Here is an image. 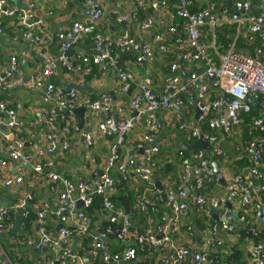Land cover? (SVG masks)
<instances>
[{
	"label": "built area",
	"instance_id": "obj_1",
	"mask_svg": "<svg viewBox=\"0 0 264 264\" xmlns=\"http://www.w3.org/2000/svg\"><path fill=\"white\" fill-rule=\"evenodd\" d=\"M63 7L67 6L66 0H60ZM176 1V16L184 20L182 29L170 27L166 34H156L152 42L143 43L134 41L129 31L130 26L137 21L140 10L149 6L155 13L160 9L167 8L170 2ZM132 6L128 16L118 19L124 24V31L118 38H105L96 32V25L101 21L104 13V6L100 0H83L81 9L84 19L82 21L73 20L70 14L64 16L68 25L58 26L55 32V40L58 43L59 55L56 60H52L45 53L40 57L44 61V66L25 80L13 79L17 72L16 59L12 57L7 69H3L0 75V93L16 86H24L27 89L40 91L41 101L45 104H53L61 111L59 119L56 121L48 113H40L35 116V121L45 128L43 135V148L39 149L37 161H32L31 155L26 152L25 145L21 140V132L32 127V123H24L14 110L7 109L4 103L0 102V112L6 115V121L0 119V128L8 129L9 135L1 134L4 141H11L9 144L8 159L16 163L15 175L4 178L3 185L6 189L19 188L24 183L25 167L30 165L31 181L35 189H49L54 191L57 186L62 190L58 195V207L56 217L60 222L55 235L51 236L46 229L45 213L48 210L46 205L42 207L31 204L34 195L27 193L16 207L22 209L23 219H28L32 214L36 215L34 231L37 236L36 241H28V244L45 248L49 252V257L44 264H89L91 259L98 260L102 264H145L146 259L141 257L146 246L150 245L166 254L172 249L174 244L173 235L178 231L180 219L188 212L191 206L201 208L205 203L200 195V190L205 184L215 181V175L211 167L212 158L225 155L217 144L216 131L229 134L234 127L241 124V115L249 114L252 110L247 103L248 98L260 97L263 105L259 118L252 122V128L260 133H264V0H261L262 8L259 14H250L247 1H236L233 6L236 13L228 9L216 12L214 4H210L199 11H191V0H153L147 4L144 0H131ZM31 7L15 13L6 7V0H0V18L16 15L18 23L23 28L25 38H31V30L38 27L43 34L44 21L41 19L34 21ZM217 13V14H216ZM245 23L248 27V42L259 41L261 47L255 50L254 56H248L235 51L233 45L220 57V64L216 66L206 53L208 43L202 35L201 28L206 27V32L210 36V43L214 48L216 41V29L223 23ZM153 25V19L148 18L141 23V29L145 30ZM182 32L184 39L175 40V48H169L167 34ZM92 36L97 47H102L91 58L83 57L78 65H71L67 52L72 47L78 45L85 37ZM156 48L159 53L168 54L176 50V59L170 64V73L164 80L162 94L158 97L153 90V81L148 69L144 72L137 83L140 95L134 98L130 104L127 115L117 122L116 133L111 130L113 116V100L111 95H101L97 100L84 101L79 105L87 110L86 116L90 122L95 121L96 125L89 132L81 134L82 147L86 149L90 146L94 137L105 138L111 141L109 155L101 166L100 171L89 182L70 180L61 174L50 170L52 164L45 161V157L50 156L58 149L67 150V143L64 138L73 131L67 122L69 116L66 111L76 108L78 94L75 89H65L55 85L50 77L56 69V64L64 67L68 72L89 74L90 64H94L101 71L115 68L117 58L115 51L123 52L131 49L135 55V62L141 65L147 63L152 49ZM179 63V64H178ZM180 64L185 67L201 64L198 72L192 71L185 83L178 73ZM196 67V66H194ZM122 93H128L134 76L129 72H117ZM211 89L217 93V98L207 101ZM197 100L204 101L198 103L200 117L198 121H204L210 112H215L216 117L209 121L210 133L205 135L210 143V148L206 151L194 150L187 158L181 155L177 164L176 196H168L165 199L157 198V202L165 206L168 213H162L159 217L156 230L152 236L136 235L132 243L135 246L126 247L122 251H111L107 242V234L103 231L92 233V219L88 216V210L92 209L94 201L101 199L102 208L106 210V219L110 224L117 225L119 234L123 241L131 235V216L121 207L116 206L112 201L114 188L119 182H126L131 176H135L146 184V189L153 188V172L158 169L157 161L154 157L160 152L155 143L154 134L150 132L155 129L156 113L159 110L176 111V108H183L186 100H191L193 96ZM225 95V98L223 97ZM223 106V107H222ZM223 108H225L224 111ZM177 112V111H176ZM144 115V122L147 131L143 134L140 145H138L139 156L133 153L124 156L121 149L126 143V136L134 127V114ZM59 121V122H58ZM61 121V122H60ZM60 123V124H59ZM63 123V125H61ZM33 128V127H32ZM185 125L180 124L179 129L184 130ZM214 132V134H213ZM62 145L60 147V142ZM263 140H250L245 144L246 155L250 157V167L248 180L244 181L236 176L231 183L226 186L224 198L214 200L213 208L218 209L216 222L211 227V232L223 231L234 234L236 222L250 224L249 231L252 236L257 233L252 224L255 215L254 205L261 201L260 196L264 194V164L262 163ZM208 151V152H207ZM5 161L0 159V166H5ZM157 168V169H156ZM116 173L118 178L112 176ZM238 201L241 210L238 215L233 216L230 205L233 201ZM99 201V200H98ZM143 202V201H142ZM138 201L142 212L146 211L145 205ZM77 203H81L80 210H76ZM13 211V210H11ZM10 208L0 207V237L4 234V222ZM69 215V216H68ZM73 216L77 220V229L83 235L90 236V248L86 256L70 254L67 245L72 240L73 231L69 228L67 218ZM158 221V222H159ZM260 223L264 225V206L261 208ZM188 235L192 233V228L187 227ZM147 234H150L147 233ZM192 235V234H191ZM128 243V242H127ZM221 243L213 237H208L203 242L194 243L191 247H175L172 255L163 257L160 255L161 264H228L222 258H210L211 248ZM264 241L260 242L250 251V257L246 264H264ZM0 264H13L10 258L1 250ZM21 264H35L23 262ZM234 264V263H233Z\"/></svg>",
	"mask_w": 264,
	"mask_h": 264
},
{
	"label": "crops",
	"instance_id": "obj_2",
	"mask_svg": "<svg viewBox=\"0 0 264 264\" xmlns=\"http://www.w3.org/2000/svg\"><path fill=\"white\" fill-rule=\"evenodd\" d=\"M16 1L18 2L16 3L14 1L6 0L7 9L19 13L22 10L31 7L30 9L33 15V20L36 21L41 19L44 21L45 26L43 34L38 27H34L31 30V38H25L23 35V28L18 23L16 15L8 17L3 16L0 18V75L2 70L7 69L9 66L10 59L14 57L17 63V72L14 73L13 79L25 80L29 75L36 73L44 66V61L40 57L41 53H45L52 60L57 59L59 55L58 43L54 37L56 29L58 26L68 25L64 19L66 14H70L73 20L82 21L84 19L81 9V3L83 0H66V7L62 6L60 0ZM100 1L104 6V13L101 21L96 25V32L105 38H118L124 31V24L119 23L118 19L128 16L132 2L131 0ZM144 1L149 4L153 0ZM191 1V11H199L210 4L215 5L216 12H220V10L225 8L229 9L225 0ZM236 1L244 0H232V4ZM175 6L176 1H173L168 4L167 8H162L153 13L154 15L151 16V19H153V25L145 30L141 29L139 16L137 21L130 26L131 31L129 32L131 38L134 41L149 43L152 42L153 37L156 34H166L167 29L170 27L182 29V19L176 16ZM251 7L252 11L249 12L250 14H259L262 8L261 0H251ZM216 30L222 34V37H226L232 41V43L225 46L224 42L217 37L213 48L210 43V38L206 37L208 32L201 31L206 35L203 36L206 43H208L206 53L216 66H219L220 57L228 51V48L231 45H233L235 51L237 50L238 53L248 54L251 55V57L254 56L252 48L249 45L250 42L246 43V40L249 38V32L245 23L242 22L240 26H238L237 23H223L218 26ZM166 36H168V34ZM171 38L172 37H170V39ZM71 50V54H67L68 60L71 65H78L83 57L91 58L100 49H98L94 43L93 37L88 36L85 37L81 43L72 47ZM125 52H128V55L124 57L120 70L109 68L106 71H101L96 65L91 63L90 69H92L93 74H91V72L89 74H80L77 72H68L64 67L56 64V69L50 77V80L55 85L64 87L65 89L74 86L80 88V90L76 89L78 94L76 108L84 101L97 100L104 94L111 95L114 105L113 115L118 116L117 122H119L127 115L126 113L129 110L132 100L140 95L137 83L139 82L144 69L150 71L154 93L159 97L162 94L164 80L170 73V64H173L175 60H177L176 58H173L172 55L159 53L156 48L152 49L148 61L144 65L135 62V55L131 52V49L115 53L117 60L120 55ZM201 66V64H195L189 68L180 64L181 69H178V73L182 76L183 83L186 82L190 72L200 69ZM118 71L129 72L134 76V82L131 84L128 93H122L120 90V81L117 77ZM85 86L87 88H84ZM40 94V91L27 89L24 86H16L4 93H0V102L4 103L7 109L14 110L17 117H19L24 123H32L33 128L25 129L21 138L25 145L26 152L31 155V163L40 159L37 152L39 149L43 148V135L45 132V128L39 126L41 124L36 121L35 123L33 122L35 116L40 113H48V115L53 117L56 123L61 115V111H59L55 105L51 103H43ZM215 98H217V93H215L214 89H211L207 96V101H211ZM194 102L196 105L192 104ZM198 103L204 104V101L200 102L195 95L191 100L187 99L186 104L182 108L183 112L181 113V120L177 118L176 112L159 110V112L156 113V125L152 133L154 134L155 143L160 149V152L155 156V160L161 167L174 165V169L176 168L175 171L162 172L159 181L157 180L160 182L163 189L168 192L176 194V184L178 182L177 164L180 158H182L177 155V153L181 152L178 150L181 143L184 144V146L189 145L188 142L191 138V134L194 132L190 127V124L192 123L193 117L198 108ZM258 107H260L259 113H262L263 105L260 97H258L257 108ZM224 110L225 108H223L222 111ZM134 117V127L127 134L126 143L121 149L124 156H130L133 153L139 155L138 145H140L143 134L149 131L144 122V115L136 113L134 114ZM215 117L216 113L212 111L206 116L205 120L210 121ZM0 119L6 121V115L2 112H0ZM67 122L73 128V131H70V134L64 138V141L67 143V150L62 151L61 149H58L50 156L45 157L44 160L49 161L52 164L50 170L61 174L65 178L70 180H78L81 178L83 181L89 182L100 171L102 164L108 157L111 141L105 138L94 137L90 146L83 149L81 134L89 132L95 128L96 122H90L89 118L86 116L84 127L79 134H76L74 131L78 123L77 117L70 116L67 119ZM242 122L241 119V124L234 127L229 134H224L221 131L215 132L217 135V141L215 143L222 151H224L225 155L214 157L212 160L219 162L220 173L224 184L220 183L215 176L214 182L203 186L200 190V195L204 198L205 204L199 209L191 206L184 217L180 219L178 231L173 235L174 244L172 249L168 250L166 254L153 246H146L141 257L149 261L148 264H161L160 257H168L172 255L175 247H191L194 243H201L210 236L221 243L220 245L211 248V259L214 257L220 259L221 254L225 252L226 248L228 249L229 247L236 245V234H228L223 231H217L215 233L211 232V227L216 222V216L219 211L218 209L213 208L212 203L214 200L225 197L226 186L231 183L234 177L239 176L242 180L247 181L248 176H250L249 167L251 163L250 157L247 156L245 152V144L247 141L243 140L245 126L242 125ZM180 124L185 125L186 128L180 130ZM197 127L200 129L199 125H197ZM2 133L9 135V131L8 129L0 128V159L4 160L6 164L5 166H0V207L10 208V212L4 222V234L0 237L2 240L6 241L5 245H3L5 249L1 246L0 247L2 252H4L12 262H19L22 260L35 264H44L45 260L49 257V252L45 248H39L28 244V241L37 240L33 227L35 225L34 221H29V218L22 220L21 229L24 231L23 234L16 233L15 235H9V233L13 224L18 219L19 209L16 207L20 204V201L27 193H31L34 195V201L31 204L32 208L34 206H47L48 210L45 213L46 229L51 236L55 235L58 226L60 225L55 213L58 207V195L62 190V187L57 186L54 191L50 190V192L48 191L49 189H35L31 181L32 174L30 165H26L23 185L11 190L6 189L3 185V179L15 175L16 163L8 159L9 144L11 141H4L1 137ZM259 133L257 136H253L251 140H263L264 142V137L260 136ZM260 134L264 135V133ZM62 142L63 141L60 142V147ZM263 155L264 152L262 149V163L264 164ZM112 176L116 179L118 178L115 171L112 172ZM119 183L122 182L117 180V186ZM123 184V189H119L117 186L114 188L113 195H119V198L122 196L127 197V195L130 197L127 212L131 216L132 226L130 230L131 235L128 238H125V242L132 243V239H135L136 235L146 236L149 232H153L154 234L158 225L156 222L159 221L158 213L164 214L169 212L165 206L157 202V198L165 199L170 195L167 192H160L155 184L153 188L146 189V184L135 176H131ZM260 198L261 201L254 205L255 215L252 219V224H254L256 233L258 232V229L264 231V228H262L260 224V218L257 217V213L259 211L261 213V208L264 206V194L261 195ZM98 200L100 207L94 210L92 233L98 231L105 232L108 237L107 242L109 244V249L111 251H122L126 247L122 245L124 243L123 240L115 234L118 226L114 225L113 227V225H110L106 219L107 212L102 208V204L100 203L101 199ZM138 201H143L142 203L147 207L145 212L140 210ZM125 203L126 202L121 206H118L123 209ZM80 206L81 205H77L76 210H80ZM230 209L235 215H238L237 212L241 210L239 202L237 200L233 201L230 204ZM70 216L71 218H67L66 223L68 222V226L73 231V235L67 248L72 250L76 255L86 256L87 251L91 246L90 236L81 234L76 227L77 220L75 221L73 216ZM158 223H160V221ZM237 223L238 222H236V224ZM187 227L192 228V235H188ZM19 235H21V237ZM26 238L27 241L25 240ZM250 241L253 242L252 239H249L244 243V245L246 244L245 249L247 252H250L254 248L253 243ZM159 255L160 257H158ZM96 262L97 264L100 263L98 260L91 259L89 264H95Z\"/></svg>",
	"mask_w": 264,
	"mask_h": 264
},
{
	"label": "trees",
	"instance_id": "obj_3",
	"mask_svg": "<svg viewBox=\"0 0 264 264\" xmlns=\"http://www.w3.org/2000/svg\"><path fill=\"white\" fill-rule=\"evenodd\" d=\"M143 10H144V12H143ZM143 10H140V12H139V16H140V22L141 23H143V22H145L148 18H150L151 19V16H153L154 14V12L152 11V9H150L149 7H147V8H145V9H143ZM138 16V17H139ZM181 22H182V24H181V26H183L184 24H185V22H184V20H181ZM123 29H125V28H123ZM202 35H205V34H203L202 33ZM216 35H217V37H218V39L220 38L221 39V41H223L224 42V45L226 46V45H228V44H230V43H232V41L231 40H229V39H227L226 37H222V34L221 33H219L218 31L216 32ZM206 36V35H205ZM170 37H172L171 39H170ZM182 38V39H184L185 38V36L183 35V33L182 32H179V33H176V34H168V36H167V38H168V41H169V48L171 49V48H175L174 46H175V40L177 39V38ZM206 37H208V38H210V36L209 35H207ZM247 39V38H246ZM248 42V40H246V43ZM253 44H254V46H253ZM250 45V47L252 48V52H253V55H254V53H255V50L256 49H258V48H260L261 47V44H260V42L259 41H257L256 40V42H253V43H250L249 44ZM116 53H118V51H115ZM176 50L174 51V53L171 51V52H169L167 55H172L173 56V58H176L175 57V55H176ZM236 52H238L237 50H236ZM243 54V53H242ZM245 55H248V54H245ZM248 56H251V55H248ZM170 58H172V57H170ZM90 67H91V65H90ZM91 74H93V72H92V69H91ZM259 108L260 107H258L256 110H251L250 111V113L249 114H242L241 115V118H242V125H244L245 127H244V137H243V140L244 141H250L251 139H252V137L253 136H257L258 135V133L259 132H257V131H254V129L252 128V122L255 120V119H257V118H259V116H260V113H259ZM59 122V121H58ZM61 125H63V123L61 124ZM200 126V129H201V132L204 134V135H207V134H209L210 133V130H209V127H208V123H207V121L206 122H204V123H202V124H200L199 125ZM253 129V130H252ZM24 133V130L21 132V134H20V136L22 137V134ZM259 135L260 136H263L264 137V135L263 134H260L259 133ZM195 138H190V140H189V142H188V144L190 145L191 143H192V141L194 140ZM208 152V151H207ZM263 152H264V145H263ZM192 154V152L191 153H187V152H184V151H181V152H179V153H177V155H181L183 158H188L190 155ZM263 157H264V155H263ZM157 164H158V169L155 171V172H153V182L155 181H159V177H160V175L162 174V172H166V171H168V172H170V171H175V169H174V165H166V166H164V167H161L160 165H159V163L157 162ZM117 186V185H116ZM123 186H124V184L123 183H119L118 184V188L119 189H123ZM163 196V195H162ZM126 199H127V197L126 196H122V197H120L119 198V195H113L112 197H111V201L116 205V206H121L124 202H126ZM100 207V205H99V201H98V199H96L95 201H94V205H93V207H92V209H89L88 210V216H90V218L93 220V214H94V210L95 209H98ZM161 210V209H160ZM140 211V210H139ZM141 212V211H140ZM162 213H158V217H160V215H161ZM29 221H34V223H35V220H36V215L35 214H32L30 217H29V219H28ZM32 223V222H31ZM238 224V225H237ZM236 224V231L234 232V235L236 234L237 235V242H236V245H234V246H232V247H229L228 249L226 248V250H225V252H223L222 254H221V258L223 257V259H224V261H226L228 264H232V263H237V264H246L247 263V260L249 259V257H250V253L248 254L247 253V251H246V249H245V247H244V243H245V241L246 240H249L248 239V236H247V231H248V229H249V226H250V224H246V223H237ZM110 225H113V224H110ZM34 227V226H33ZM113 227H114V225H113ZM48 228V227H47ZM49 229V228H48ZM20 237H21V235H19ZM110 236V235H109ZM110 238H111V236H110ZM26 241H27V238L25 239ZM133 240V239H132ZM252 240H253V242L252 241H250V242H252L253 243V245H254V247L255 246H257L260 242H262V241H264V231L263 230H261V229H258V232H257V235L256 236H253V238H252ZM5 243H6V241H4V240H2L1 238H0V246L3 248V249H5L4 247H3V245H5ZM263 251H264V249H263ZM247 255H248V257H247ZM244 259V260H243ZM23 262H29V261H19V262H12L13 264H21V263H23ZM149 263V261H145V264H148ZM95 264H97V262L95 263ZM99 264H102V263H99Z\"/></svg>",
	"mask_w": 264,
	"mask_h": 264
},
{
	"label": "water",
	"instance_id": "obj_4",
	"mask_svg": "<svg viewBox=\"0 0 264 264\" xmlns=\"http://www.w3.org/2000/svg\"><path fill=\"white\" fill-rule=\"evenodd\" d=\"M10 1H14L16 3L18 2L16 0H10ZM225 1L227 3V7L230 9V11L232 13H236L237 14V12L235 11V8H234V6L232 4V0H225ZM247 2H248V5H249V12H250V11H252L251 0H247ZM200 30L201 31H206V27H202ZM101 48H102L101 46L98 47V49H101ZM71 52H72V50H69L67 52V54H71ZM131 52L133 53L132 50H131ZM127 55H128V52L122 53L120 55V57L117 60L116 66H115L116 70H120L121 69L122 64H123V59ZM72 65L75 66V64H72ZM193 71H197V70H193ZM73 88L75 90L76 89L80 90L79 87H75V86L67 88V89H73ZM84 88H87V87L85 86ZM223 97L225 98V95H223ZM247 103L251 106L252 110H256L257 106H258V97L254 96L252 98H248L247 99ZM192 104L196 105L195 102L192 103ZM58 110L60 111V109H58ZM176 111L179 112V113L183 112V110L180 107L176 108ZM86 113H87L86 108L82 107V106H79V107H77L75 109L66 111V113H65L67 116H76L77 117L78 123H77V125H76V127L74 129L76 134H79L82 131L83 127H84V124H85V121H86ZM199 116H200V112L198 110H196L195 115L193 117V121L190 124L191 125L190 127L195 132V140L192 141V143L190 145H188V146H184V144L181 143L180 147L178 149L179 151H184V152H187V153H191L194 150L200 149V150L206 151L207 149L210 148L211 145H210L209 141L206 139L205 135L201 132V130L197 127V120H198ZM117 120H118V116L117 115H113L112 116V121L113 122H112L111 130L114 131L115 133H116ZM2 128H4V127L2 126ZM150 134L153 135L152 132H150ZM139 153L142 154L141 151H139ZM211 167L213 169V173L216 176L217 180L220 183L224 184V181L222 180V176H221V173H220V164H219V162L218 161H211ZM155 186L160 192H167L171 196H174V197L176 196L175 193L168 192L167 190H164L163 187L161 186L160 182H158V181L155 183ZM129 202H130V197L127 195V201H126V203H125V205L123 207V209L125 210L126 213H128L127 210H128V203ZM100 203H102L101 200H100ZM77 205H81V203H77ZM227 207H230V205H227ZM22 214H23V210L19 209V211H18V219L13 224L9 235H15L16 233L17 234H23L24 233V231L21 229V223H22V220H23ZM233 216H235L234 213H233ZM257 217L261 218L260 211L257 213ZM156 223L158 224V222H156ZM261 227L264 228V225L261 224ZM119 229L120 228L118 227L117 230H116L117 232L115 234L122 240V238H121V236L119 234ZM152 235H153V232H151L150 234H147L148 237L152 236ZM247 236H248L249 239L253 238L251 231L247 232ZM123 242L124 243L122 245L125 246V247L135 246L134 243H126L125 241H123ZM68 250L70 251V254L73 253L72 250H70V249H68Z\"/></svg>",
	"mask_w": 264,
	"mask_h": 264
},
{
	"label": "flooded vegetation",
	"instance_id": "obj_5",
	"mask_svg": "<svg viewBox=\"0 0 264 264\" xmlns=\"http://www.w3.org/2000/svg\"><path fill=\"white\" fill-rule=\"evenodd\" d=\"M197 110H198V108H197ZM199 111V110H198ZM173 112H176V111H173ZM200 112V111H199ZM201 114V113H200ZM176 116H177V118L179 119V120H181V113H177L176 112ZM200 117V116H199ZM204 122H206V120H204V121H198L197 120V125H200V124H202V123H204ZM207 123H208V127H209V120H207ZM191 138H195V132H193L192 134H191ZM195 140V139H194ZM193 140V141H194ZM208 150V149H207ZM154 160H155V157H154ZM212 161H214V160H212Z\"/></svg>",
	"mask_w": 264,
	"mask_h": 264
},
{
	"label": "rangeland",
	"instance_id": "obj_6",
	"mask_svg": "<svg viewBox=\"0 0 264 264\" xmlns=\"http://www.w3.org/2000/svg\"><path fill=\"white\" fill-rule=\"evenodd\" d=\"M261 114V113H260ZM246 246V244L244 245V247ZM248 254L250 253V252H247ZM247 257H248V255H247Z\"/></svg>",
	"mask_w": 264,
	"mask_h": 264
},
{
	"label": "clouds",
	"instance_id": "obj_7",
	"mask_svg": "<svg viewBox=\"0 0 264 264\" xmlns=\"http://www.w3.org/2000/svg\"><path fill=\"white\" fill-rule=\"evenodd\" d=\"M205 8V7H204ZM226 9V8H225ZM228 10H230V9H228ZM70 117V116H69ZM256 131V130H255ZM154 184H155V182H154Z\"/></svg>",
	"mask_w": 264,
	"mask_h": 264
}]
</instances>
